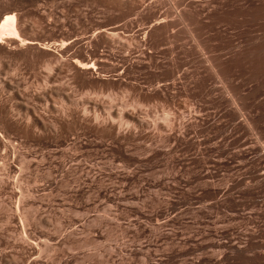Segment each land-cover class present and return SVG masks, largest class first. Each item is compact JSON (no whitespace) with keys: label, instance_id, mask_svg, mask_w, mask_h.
Returning a JSON list of instances; mask_svg holds the SVG:
<instances>
[{"label":"rangeland","instance_id":"rangeland-1","mask_svg":"<svg viewBox=\"0 0 264 264\" xmlns=\"http://www.w3.org/2000/svg\"><path fill=\"white\" fill-rule=\"evenodd\" d=\"M10 14L0 264H262L264 0Z\"/></svg>","mask_w":264,"mask_h":264},{"label":"bare ground","instance_id":"bare-ground-1","mask_svg":"<svg viewBox=\"0 0 264 264\" xmlns=\"http://www.w3.org/2000/svg\"><path fill=\"white\" fill-rule=\"evenodd\" d=\"M3 34L8 35V36H17V31L14 26V16L13 14L11 15H6L2 21H0V38L3 36ZM19 37V36H18ZM264 247V244H263ZM236 250L240 251L241 250L237 247L235 248ZM259 258V257H258ZM260 259H262V264H264V256H261Z\"/></svg>","mask_w":264,"mask_h":264}]
</instances>
